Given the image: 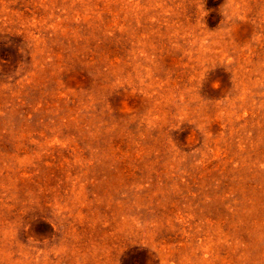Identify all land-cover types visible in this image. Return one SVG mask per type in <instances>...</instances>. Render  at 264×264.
<instances>
[{"label": "rangeland", "instance_id": "obj_1", "mask_svg": "<svg viewBox=\"0 0 264 264\" xmlns=\"http://www.w3.org/2000/svg\"><path fill=\"white\" fill-rule=\"evenodd\" d=\"M0 264H264V0H0Z\"/></svg>", "mask_w": 264, "mask_h": 264}]
</instances>
